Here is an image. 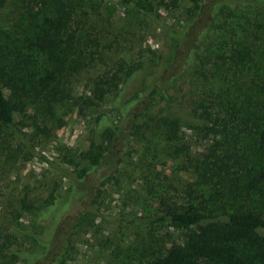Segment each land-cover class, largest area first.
Returning <instances> with one entry per match:
<instances>
[{"label":"trees","instance_id":"trees-1","mask_svg":"<svg viewBox=\"0 0 264 264\" xmlns=\"http://www.w3.org/2000/svg\"><path fill=\"white\" fill-rule=\"evenodd\" d=\"M9 1L0 0V11ZM19 1L29 16L25 31L37 38L30 50L16 37L0 39V146L15 140L18 151L52 163L32 142L57 130L58 108L72 97L74 85L63 64L80 43L85 20L72 19L81 1ZM122 2L160 21L149 0ZM180 26L171 35L175 57L147 94L143 90L158 57L151 49L148 59L120 60L94 76L91 90L103 100L108 94L116 113L96 117L102 129L69 162L67 189L51 193L39 207L24 199L22 205L32 209L30 219L0 218V264H68L69 234L102 217V184L117 178L130 140L156 130L166 154L194 180L186 195L174 199L169 190L158 197L155 212L129 219L149 226L148 232L125 249L126 255L118 249L120 262L264 264V72L259 63L264 0H192ZM91 42L96 48L83 63L89 69L108 65L111 45L101 44L98 36ZM194 73L208 82V73L220 76V88L210 82L203 94L184 98L182 85ZM132 86L136 90L130 93ZM103 89L106 93H100ZM17 113L30 131L21 130ZM44 208L49 219L39 221ZM158 224L192 233L168 241L155 235Z\"/></svg>","mask_w":264,"mask_h":264},{"label":"rangeland","instance_id":"rangeland-1","mask_svg":"<svg viewBox=\"0 0 264 264\" xmlns=\"http://www.w3.org/2000/svg\"><path fill=\"white\" fill-rule=\"evenodd\" d=\"M77 1H81V6L73 12L72 19L75 23L84 19L86 28L76 50L70 52L69 59L63 64V72L72 80L74 91L72 97L58 108L57 117L53 120L57 130L49 137H38L32 142L34 148L52 163L18 151L15 140L0 146V218L11 215L23 221L30 219L32 209L22 205L24 199L39 207L51 193L70 186L66 175L69 162L87 150L95 134L102 129V125L96 123V117L106 112L111 118L116 113L114 108L112 110L108 94L103 100L90 88L94 76L120 60L131 63L148 59L152 55L151 49L158 57L154 74L147 77L149 86L143 90L147 94L153 79L164 70L167 72L172 63L176 46L171 35L181 29L180 21L192 5V0H149L160 18L156 22L132 6L125 5L122 0ZM28 24L29 16L20 6V1L10 0L0 11L1 41L16 37L26 49L35 48L37 37L29 38L28 30L25 31ZM97 36L101 44L111 45L109 53L112 59L108 65L100 62L89 69L86 66L89 51L96 48L91 39ZM259 63L264 72V44L259 51ZM212 73H208L209 82L204 76L194 73L182 85L181 95L188 99L203 94L213 83H216L213 85L216 89L220 88L221 77ZM143 76V72L137 75L138 83ZM133 86L130 93L136 90ZM100 93H106V90ZM160 106L155 107L153 112ZM15 117L22 131H30L25 125L21 126L18 113ZM147 135L130 140L117 178L102 184L103 193L99 202L102 217L94 225L77 227L69 234L68 264H123L120 262L123 257L118 258V249L122 250L123 256L126 255L125 249L141 241L149 227L130 223L129 219L141 212H155L158 197L169 190L174 199L187 194L185 189L194 180L189 171L166 154L160 131ZM42 210L39 221H45L50 216L49 211ZM154 227L157 238L167 237L168 241H178L180 235L184 237L186 233H192L187 228L177 231L159 224Z\"/></svg>","mask_w":264,"mask_h":264}]
</instances>
